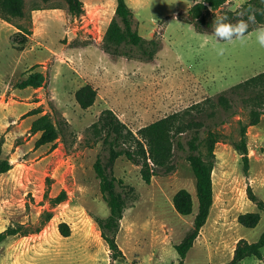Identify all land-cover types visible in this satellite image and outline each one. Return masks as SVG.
Returning a JSON list of instances; mask_svg holds the SVG:
<instances>
[{"label":"rangeland","instance_id":"rangeland-1","mask_svg":"<svg viewBox=\"0 0 264 264\" xmlns=\"http://www.w3.org/2000/svg\"><path fill=\"white\" fill-rule=\"evenodd\" d=\"M81 1L80 15H72L65 0H25V17L9 22L0 17V138L2 157L11 163L0 174V232L8 226L20 231L0 243V264H110V251L95 221L109 214L94 171L96 159L106 155L101 136L92 128L100 113L113 110L136 133L206 98L215 100L264 71V48L256 43L254 30L244 44L217 43L186 21L194 0H126L138 34L160 41L152 60L132 46H123L130 56L106 53L103 37L116 0ZM245 1L228 0L226 7L234 9ZM18 27L31 31L23 44ZM219 47L225 49L223 55L217 54ZM31 72L43 74L42 86L20 89L18 83ZM85 82L97 89V97L83 110L74 93ZM37 110L40 114H29ZM43 114L61 134L54 144L38 147L39 134L31 133L30 126ZM239 115L222 127L229 138L215 147L213 204L183 264L226 263L239 239L255 242L264 231V212L254 228L237 222L239 214L257 211L247 197L248 186L264 201V114L247 129V174L231 144L238 138ZM220 117L216 110L206 121ZM186 155L176 150L173 170L153 176L149 184L142 181L139 166L124 156L115 161L111 174L123 182L118 189L127 193L116 236L124 254L119 264H178L174 246L191 229L198 206ZM182 188L192 195L188 216L178 214L172 203ZM62 192L65 199L52 204ZM48 212L52 217L47 221ZM61 222L69 225L68 237L59 233ZM262 254L261 260L247 257L239 264H264V248Z\"/></svg>","mask_w":264,"mask_h":264},{"label":"trees","instance_id":"trees-1","mask_svg":"<svg viewBox=\"0 0 264 264\" xmlns=\"http://www.w3.org/2000/svg\"><path fill=\"white\" fill-rule=\"evenodd\" d=\"M65 1L72 15H80L84 11L81 0ZM227 2L228 0H194L186 13V21L196 32L202 34H212L213 22L223 17L227 18L226 22L233 24L239 20L247 21L248 33L259 24H264V0H246L234 9L226 7ZM24 4L25 0H0V17L8 22L12 18L25 17ZM250 16L255 17V23L249 21ZM18 29L23 44L31 31L25 27ZM123 46L136 47L139 55L152 60L160 50L161 44L156 38L141 37L133 27L132 9L127 1L116 0L114 17L105 31L102 48L111 55L130 56ZM132 58L139 57L132 56ZM43 82L44 76L41 72H31L18 83V87L38 88ZM96 97L97 89L88 83L74 93L76 103L83 110L91 107ZM207 107L212 110L207 112ZM216 110L220 111V120L207 122L206 120L216 114ZM29 114H40V111H30ZM236 114L242 115V118L237 120L238 138L231 139V144L239 154L243 171L247 174L249 169L247 129L257 125L264 114V71L224 90L215 100L206 98L143 126L136 133L128 128L113 110L104 109L100 113L92 128L101 136L106 155L104 158L96 159L94 171L100 181L101 193L109 214L104 218H96L95 221L110 251V264H119L118 262L124 259L116 236L127 204V193L118 189L119 186L124 187L123 182L111 174L115 161L124 156L139 166L142 181L149 184L153 176L173 170L172 159L176 150L186 152V159L195 178L198 206L191 229L174 246L178 253V264H183L188 251L205 225L213 204L212 171L215 163V147L219 142L229 138L222 127ZM30 132L39 134L36 140L38 147L54 144L61 134L59 126L47 114L40 115L32 121ZM3 143L1 137L0 174L11 169L9 159L2 157ZM247 197L256 206L257 211L239 214L237 222L243 227L254 228L260 221V213L264 212V201L254 194L250 186L247 187ZM64 199L65 193L62 192L52 199V204H58ZM172 203L175 211L180 215L188 216L193 211L192 195L184 188L173 195ZM51 217L52 214L48 212L45 220L48 221ZM58 230L63 237H68L71 233L69 225L65 222L59 223ZM18 233L20 231L16 227L8 226L0 232V243ZM263 248L264 231L255 242L241 238L236 243L231 260L222 264H239L247 257L261 260Z\"/></svg>","mask_w":264,"mask_h":264},{"label":"clouds","instance_id":"clouds-1","mask_svg":"<svg viewBox=\"0 0 264 264\" xmlns=\"http://www.w3.org/2000/svg\"><path fill=\"white\" fill-rule=\"evenodd\" d=\"M227 18L223 17L215 22L212 25V34L209 35L217 43L219 41H225L226 43H237L244 44L246 42V34H248V22L244 20H239L235 24L226 22ZM249 21L255 23V17L250 16ZM254 35L256 43L264 48V24H259L254 29ZM225 49L223 47L217 48V54L223 55Z\"/></svg>","mask_w":264,"mask_h":264},{"label":"crops","instance_id":"crops-1","mask_svg":"<svg viewBox=\"0 0 264 264\" xmlns=\"http://www.w3.org/2000/svg\"><path fill=\"white\" fill-rule=\"evenodd\" d=\"M84 4L87 5L86 2H84ZM87 83H88V82H85L83 85H85V84H87ZM88 84H90V83H88ZM83 85H81V86H83ZM81 86H80V87H81ZM92 86H93V85H92ZM94 88H95V87H94Z\"/></svg>","mask_w":264,"mask_h":264}]
</instances>
